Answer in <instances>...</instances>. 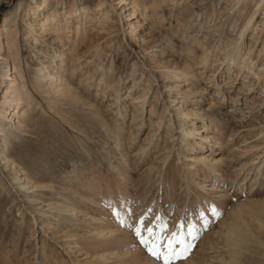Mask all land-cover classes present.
I'll use <instances>...</instances> for the list:
<instances>
[{"label": "rangeland", "instance_id": "obj_1", "mask_svg": "<svg viewBox=\"0 0 264 264\" xmlns=\"http://www.w3.org/2000/svg\"><path fill=\"white\" fill-rule=\"evenodd\" d=\"M88 1L71 6L69 0H4L0 5V31L8 19H17L23 45L21 75L9 71L0 98L13 82L9 98L20 97L23 87L30 94L18 109H28L21 132L13 123L22 120L12 117L16 105L0 106V264H164L149 249L159 245L166 254L176 236L189 247L172 264H264L263 159L243 169L264 149V144L257 149L264 134L258 141L255 131L242 130L246 107L233 114L229 102L252 83V99H264V73L250 74L244 82L241 72L230 86L229 78L238 72L231 66L217 80L229 90L225 102L214 95L213 83L224 71L214 73L218 64L212 51L202 65L216 37L214 27L198 43L174 22L162 18L155 24L136 7L140 0H124L115 8ZM219 1L233 8L230 0ZM250 7L260 11L246 33L243 53L260 29L264 5L240 0L234 11L243 21ZM84 9L90 17L73 23L72 15ZM164 14L169 17L167 9ZM78 29L86 31L81 38ZM229 34L220 41L222 50ZM3 46L0 54L6 56ZM252 57L264 65V30ZM102 62V73H109L101 89L97 76H87ZM39 64L41 77L34 72ZM72 66L81 72L78 99L52 103L53 83L70 79ZM146 91L139 114L133 99ZM177 103L182 107L174 121L168 111L176 113ZM190 113L196 117L183 118ZM257 116L264 119V107L253 119ZM207 134L213 141L201 140ZM203 156L210 160L200 163ZM142 222L152 231L137 236ZM43 223L48 228L40 229Z\"/></svg>", "mask_w": 264, "mask_h": 264}, {"label": "bare ground", "instance_id": "obj_2", "mask_svg": "<svg viewBox=\"0 0 264 264\" xmlns=\"http://www.w3.org/2000/svg\"><path fill=\"white\" fill-rule=\"evenodd\" d=\"M49 1L50 0H44V2H49ZM74 1H77V0H69L71 6L75 5ZM91 1H96V0H91ZM98 1H99L98 2L99 6L103 5L104 3L110 2L112 7H114V8H115V6L124 3V0H98ZM230 1L232 2L231 5L234 4L232 9L228 5H225V7H224L223 4H221L222 1L218 2V0H190V1L189 0H182V1L181 0H171V1L170 0H140L138 3H136V7L138 9L144 8L145 13L146 12H147V14L149 13V17L152 18V21L155 24L162 22V18L165 20H169L170 25H171V23L173 24V22H174L176 26L177 25L179 26L178 27L179 29L181 28V26H183L182 28H183V30L185 29L184 31L186 32V34H188L191 37V39H194V41H197L198 43L201 41H205V39L210 36L209 30H211V27L212 28L214 27V30H215L214 35H216V37H213L211 39V41L209 42L208 48L205 50V57H204V61H203L202 65L203 66L205 65V62L207 61V59L209 57V53H210V51H212L211 52V58L214 60L216 59V61H217L216 64H218L217 66H215L214 73H217L216 71H218L219 68L224 71L220 75H217V78L213 83V87L216 88L215 89L216 91L213 88V90L215 92L214 95H217L218 97L221 95V97H223V100L225 102L227 101L226 98L229 97V90L223 89V86H221L219 81H217V80H218V78L223 76V74L228 75V73L231 72V66L234 65L235 67H237L238 72H237L236 77L233 76V77L229 78V85L230 86L237 79H238V81L241 79V78L240 79L237 78V77H239L241 72H243V74H242L243 76L246 75L244 77V80H243L244 82L250 74L256 75L260 78L263 76V73H264V65L263 64L257 65L258 62H256L255 57L254 58L252 57L253 51L255 49V45H256L257 40H258V35L264 30L263 29L264 28V15L260 20L259 31H257V33L252 35L255 37L251 38V40H250V49L248 50L247 53L245 51L243 53L244 46H245L244 44H245L246 33L249 31V29L252 25V21L255 18V16L259 13L260 9H257V7H250L249 12H248V18L246 20L241 21V18L237 15V12H234L235 8L239 4L240 0H230ZM261 1L263 2V5H264V0H259V2H261ZM2 2H4V0H0V5ZM11 2H12V0H7L8 4H11ZM86 3H91V2L86 0ZM21 5L22 4L18 5V10L21 8ZM222 6L224 8H222ZM165 8L169 11V17H166V15L164 14V10H166ZM90 15H91V13L89 12V10L85 11V9H84V12L77 14V15H72L73 21H72L71 17L68 18V21L69 22L72 21L74 23V19H75L77 25H78V23L82 24V22L87 20L90 17ZM16 21H17V19H16ZM16 21L8 19L6 25L0 31V49L2 50L4 47L3 44H5L7 52H8L6 54V56L5 55L3 56L2 54H0V85H2L4 83L3 78L8 76L9 71L11 69L16 74H19V76L21 75L22 55H21L20 49H21V47H23V45H22L21 39H19V36H18L19 35L18 29H20V24ZM216 21H217V23H216ZM206 24H208L209 26L207 27ZM13 25H14V28H13ZM210 25H212V26H210ZM205 28L207 31H205ZM227 29L229 31H225ZM256 30H258V28ZM57 32L59 33V30H56V33ZM81 32H80V29H78V31H76V37L77 38H81L82 33L86 32V31H84L82 33ZM227 34H229V39L226 42V45L224 46L225 48L222 50L219 47L221 45L220 41H222L223 38L226 37ZM217 36L219 38H217ZM218 43H219V45H218ZM212 47H215V49H211ZM218 52L219 53L222 52L220 54V56H217ZM63 57H64L63 55L62 56L60 55V59H63ZM51 58H53V57H51ZM140 59H141V57H140ZM76 60L78 61V59H75L74 61H76ZM142 60H146V59H142ZM53 61H55V58H53ZM35 67L36 68H35L34 72L37 71L38 76L41 77L42 72L44 71V68L40 64L36 65ZM103 69H104V62L97 65V68L94 70V73L92 75L87 76V78L89 80L95 79V77L97 76L96 78L98 81V87L101 89H102V87L104 88L106 78H107L106 75L109 73L108 70H106V71H108L107 73H106V71H104L102 73ZM78 73L79 74L81 73V72H79V69H77L76 66H72V76L70 77V79L64 80L60 84L59 83L58 84L53 83L54 84L53 85L54 94L52 97V103H57V102L62 101V100L70 101V100H77L78 99L79 87L76 85ZM175 73H177L176 75H178V72H175V71L174 72L172 71L171 75H173ZM142 76H143V74H142ZM214 76H215V74L212 76L213 79H214ZM153 78L155 80L154 82L156 83V88L158 87L160 90L161 87L157 84L158 81L156 80V77L153 76ZM15 79L16 78H11V80H13V81H16ZM139 81H140L139 79L135 80V82L133 84V88L131 89L132 91L136 90ZM119 82H120V80H117L115 82V86L117 88L116 92L118 91ZM15 84H16L15 82L8 84L7 90H5L3 96L0 98V99L4 100V101L0 102V106L3 105L4 107H7L13 103L16 105L14 113L12 114V117L17 114L15 117H17V118L20 117V119H22V120L16 121L13 123H14V126H15L14 128L16 129V131L21 132L20 131L21 129L26 128L25 122L27 119L25 120V117H27L28 109L22 113H21V110L18 111V109H19V107H21L23 105V103L21 102L22 100L29 102L28 98L30 97V94H29V91L24 90V87H23V88H20V90H18V92H20L21 96L16 98V100H12L11 98L8 97V95H9L8 91L14 89ZM254 86H255V83H252V84H249L246 86L244 85V87H242V89L239 90L237 95L234 98H231V100L229 102H230V104L233 103L232 106L230 105L233 114L237 111V109H239L240 106L244 105L246 107V110L242 113V116L245 119L243 120V122H241V123H243V125H241L240 128L242 130H245V131H255L253 133V135H258L257 139L259 141V139L264 134V119L260 120V118L258 116H257L258 119H253V115L255 112H257V113L260 112L261 108L264 107V99H261L259 97L258 98L253 97V99H252V96L254 95V91H253ZM150 87L151 86H149V88ZM147 91L142 96L136 97L133 99V103L136 104L138 106V108L141 109V111L138 112L139 114H142V112H143V109H144V106H145V103L147 100V96H148ZM230 91H232V90H230ZM167 92H169V94L171 93V91L165 90V93H167ZM163 94H164V92L162 91L159 94V97L162 96ZM261 95L262 94H260V96ZM250 97L252 100H250ZM163 100H165V99H163ZM9 101H11V102H9ZM12 101H14V102H12ZM175 102L176 101H174V103ZM249 102L251 103L250 106H248ZM178 104L179 103L176 104V107L178 106ZM30 107L32 109L31 105H30ZM181 107H182V105L181 106L179 105L177 108L173 107L176 109V111H175L176 113L173 114L171 112V110H169L168 116L173 118L172 115H174V117L176 118V119L173 118L174 121L177 120V118H179L178 113L181 110ZM227 108H229V107L227 106ZM5 110L6 109L4 108L3 112ZM230 111H228V113H231ZM23 117H24V120H23ZM185 117L188 119V118H194L196 116L192 115L190 113V114H188V116L183 115V118H185ZM137 118H138V116H137ZM11 119L12 118H8L7 120L10 121ZM134 119H136V117ZM132 123H135V122H132ZM206 129H208V131H209V128H206ZM197 134L199 135L200 133H197ZM187 135L194 137V135H196V133L189 132ZM212 139H213V137H211V134L210 135L207 134V135H204L201 137V140L204 142L211 141ZM242 144H246V141H242ZM263 144L264 143H261L260 144L261 146L257 149H262ZM216 146L219 147V145H216ZM261 158L263 159L262 162L264 164V149L253 160L245 163L243 165V169H244V167L246 168L248 166L254 167V165L257 163V160L261 159ZM206 160L209 161L210 158L203 156L200 163H205ZM260 168L261 167L259 166L258 169H260ZM39 227H40V229H44L45 227L48 228V225L43 223ZM229 234H230V236H232L234 238L237 237L236 232L232 227H229Z\"/></svg>", "mask_w": 264, "mask_h": 264}, {"label": "snow or ice", "instance_id": "obj_3", "mask_svg": "<svg viewBox=\"0 0 264 264\" xmlns=\"http://www.w3.org/2000/svg\"><path fill=\"white\" fill-rule=\"evenodd\" d=\"M144 230H147L149 233H151L152 231L151 228L145 229V227L143 226V222H142L141 228H138L136 230V235L141 236ZM141 243L147 244L148 241L141 239ZM177 246H182L183 250L182 251L178 250ZM188 247L189 246L185 245V242L181 237L176 236L171 241L168 242L166 254L160 252L159 245H156L154 248H150L149 250L151 251L152 255H154L157 259L162 258L164 261V264H172L174 260L183 258L184 253L187 251Z\"/></svg>", "mask_w": 264, "mask_h": 264}]
</instances>
